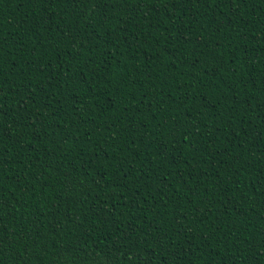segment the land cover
Masks as SVG:
<instances>
[{
	"label": "trees",
	"instance_id": "trees-1",
	"mask_svg": "<svg viewBox=\"0 0 264 264\" xmlns=\"http://www.w3.org/2000/svg\"><path fill=\"white\" fill-rule=\"evenodd\" d=\"M0 131V264H264V0H0Z\"/></svg>",
	"mask_w": 264,
	"mask_h": 264
},
{
	"label": "snow or ice",
	"instance_id": "snow-or-ice-1",
	"mask_svg": "<svg viewBox=\"0 0 264 264\" xmlns=\"http://www.w3.org/2000/svg\"><path fill=\"white\" fill-rule=\"evenodd\" d=\"M68 3L78 4L80 0H67ZM100 0H97V3L99 4ZM129 0H114V3H120L122 5H127ZM137 2L139 8L144 7V0H135ZM189 2V0H165L166 4H170L173 8L176 7L177 3H186ZM230 2H235V0H230ZM241 3H244L245 0H240ZM133 11H136V8L132 9ZM31 99V97H29ZM4 134L2 131H0V135ZM99 187V185H97ZM81 203H84L83 200L80 201ZM0 206H2V202H0ZM7 236L6 232L0 233V243H3L5 241V237ZM99 259V257H98ZM104 264H111L110 260L105 259Z\"/></svg>",
	"mask_w": 264,
	"mask_h": 264
}]
</instances>
